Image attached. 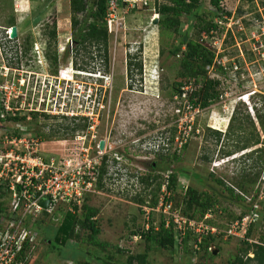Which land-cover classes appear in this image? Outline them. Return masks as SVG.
I'll return each mask as SVG.
<instances>
[{
  "label": "rangeland",
  "instance_id": "obj_1",
  "mask_svg": "<svg viewBox=\"0 0 264 264\" xmlns=\"http://www.w3.org/2000/svg\"><path fill=\"white\" fill-rule=\"evenodd\" d=\"M151 1L148 8L120 9L118 23H115L117 30L113 34L108 32L106 60L103 50L97 45L84 47L72 39L70 0H0V87L9 86L10 107L13 106V111L15 107L19 108L14 114H1L5 121L0 124L3 127L0 129V150L9 149L6 137L8 140L22 139L18 145L21 159L24 155L39 156L45 162L54 160L59 163L61 159H75L84 140L86 146L93 149L91 156L95 154L100 140H106L113 146L105 157L107 173L101 187L96 184L82 204L98 209V238L106 244L105 249L89 245V232L79 230L80 239L76 242L79 263H72L59 258L58 250L49 247L39 236L30 251L33 264H85L86 261L89 264H104L97 261L95 255L112 257L108 264H138L135 257L147 250L141 237L146 229L143 206L151 204L155 197L161 195L162 190L158 192L157 185L165 180L167 174L160 169L162 166H167L168 171L184 168L189 172L179 175L176 190L171 192L173 204L181 211L184 209L186 190L193 187L214 197L213 223L221 229L227 228L244 210L228 200L230 196L225 187L217 182L222 180L236 193H241L240 183L247 182V191L242 193L245 204L253 203L264 213V168L261 167L264 157V95L255 92V82L258 85L255 73L261 71L263 65L251 52L250 32L245 29L233 37L222 30L220 35H215L218 52H222L223 47L228 55L225 57L223 52V63H228L230 59L235 60L233 63H240V78L233 80V74L229 72L221 75L223 84L217 87V91L224 93V101L220 106L201 109L192 131L186 128L184 134L185 117L188 116L185 115L186 102L178 98L179 94L173 93L178 81L187 83L188 79L178 77L181 71L179 57L169 55L176 35L172 30L162 31L158 24L153 23L155 18L159 21L156 3L163 4L167 0ZM222 3L225 10L237 8L246 26L255 16V5L249 1L222 0ZM261 4L264 5V0ZM216 13L211 0H200V19L214 20ZM84 17L79 16L81 20ZM12 19L18 28V37L13 40L8 34ZM200 19H196V25L190 29V34L199 41L203 37L198 35L203 25H198ZM233 21L228 24L232 25ZM181 22V33H185L190 27L188 17L182 16ZM54 27L57 38L51 40L49 33ZM36 49L37 55L34 53ZM51 55H57L56 63L50 60ZM131 57L134 59L129 75ZM72 66L89 75L100 71L107 76L105 82L86 79L92 86H101L99 104L94 110L95 122L78 116L82 113L76 109H80L85 102L81 96L83 93L77 99H71L69 104L77 115L51 114L50 110L54 111L58 102L56 96L52 105L49 106L46 100L40 106L42 98L50 97V87L56 74L65 71L62 79H68ZM200 87L198 84L197 89ZM188 89L194 91L196 86L191 85ZM15 95L19 98L15 99ZM234 108L237 117L231 128L230 115ZM8 117L25 119L7 121ZM87 124L89 126L85 127ZM77 125L80 128L73 131ZM179 129L180 142L177 141ZM213 131L220 132V137ZM146 132L150 135L144 139ZM136 138L146 143L131 145ZM161 139L165 145L159 144ZM258 139L259 144L255 145ZM245 147L247 149L242 150ZM258 149L262 150L256 152ZM12 167H15V162ZM118 167L125 169L119 172L116 170ZM156 176L162 179L155 180ZM142 178L147 181L143 182ZM66 210H69L66 204L58 205L52 217H44L45 226L55 229V224L59 223L58 219ZM83 211L79 214L82 215ZM154 221L156 226L161 221L157 212L154 213ZM263 232L264 222L259 216L252 228L251 239L259 240ZM241 240L218 237L211 242L209 253L201 249L200 253L193 255L188 254L194 247L192 240L187 246L176 240L177 246L172 250L151 249L148 261L149 264H233L246 248V243ZM65 251L71 254V250Z\"/></svg>",
  "mask_w": 264,
  "mask_h": 264
},
{
  "label": "built area",
  "instance_id": "obj_2",
  "mask_svg": "<svg viewBox=\"0 0 264 264\" xmlns=\"http://www.w3.org/2000/svg\"><path fill=\"white\" fill-rule=\"evenodd\" d=\"M246 1L254 4L256 9L255 16L249 20L248 26L244 25V18L237 13V8L233 11L228 9L225 10L223 7L224 5H221V0L218 15L214 19L216 28L209 33L204 32L202 34L203 37L201 40L203 42H209L212 48L215 49L213 51L215 53V60L211 65L206 67L207 77L210 80L220 81L221 84H223L221 75H224V73H232L233 80H238L240 78V63H233L235 60L231 59L230 61L228 60V63H223L224 57H222V55L223 52L226 54V50L222 47L223 51L220 52L219 50L218 52L217 42L214 41V38L215 35H220L219 32L222 30L227 35L234 37L235 34L239 35L247 29L250 32L249 36L253 43L251 52L263 65L261 71L255 73L256 81L258 82V85L255 82V92L259 95H264V5L261 4L263 0ZM120 3L122 5H120ZM151 3V0H109L106 15L107 31L109 34H113V32L117 30L115 29V23H118L117 14L120 13V9H144L148 8ZM154 16H157V14H154ZM232 20H234L232 25H229L228 22ZM10 33L11 30L8 34ZM209 37L211 38L209 39ZM224 56L226 57L228 55L226 54ZM106 78L107 76L105 75V79ZM193 84V80H189L188 83H185L184 85L186 86L181 88L183 91L178 97L186 102L187 112L185 115L188 114V116L185 117L186 127L184 134L186 133V128L189 132L192 131L197 115L202 112L200 106L194 103L190 98L193 91H189L188 88ZM221 84H219V86H221ZM8 87L7 85L0 87L1 114H9L10 112L14 114L15 111L19 110V108L15 107V111H13V106L10 107L9 101L11 92L8 95ZM75 87L81 88L82 84L76 83ZM184 88L186 89L185 91ZM100 89L101 86H95L87 90L86 98L90 97V93L93 92L94 97L86 103L88 106L91 103L89 107H85L82 103L80 109H76L77 112L82 113L78 116L95 122L97 117H95L94 110L96 104H98L99 96L102 93ZM80 94L81 92H72L70 94L66 92L65 88L62 86H56V90H50V97L48 99H41L40 106L45 104L46 100L49 101V106L52 105L55 99L54 97L56 96L58 102L56 103L55 110H50L51 114H62L65 116L77 115L75 109L70 107L69 104L71 103V99H77L76 97L80 96ZM223 94L224 93L220 94L219 100L217 101L218 103L216 102L209 108L214 105L220 106L221 102L224 101ZM14 98L18 99L19 95H15ZM96 99H98V101ZM84 110L85 112H83ZM179 112L180 111L177 110V114H179ZM1 116L3 117L4 115ZM178 134L177 141L180 142V129L178 130ZM102 141L105 142L104 149H100L101 140L98 141L95 154L92 156L90 154L93 149L91 146L87 147L84 140L82 141L83 145L81 152L77 154L75 159H63V161L61 159L59 163H55L54 160L45 162L39 156L28 157L24 155V159H21L19 153L21 149L18 145L21 144L22 139L17 141V139L8 140L7 137L5 138V143H7L9 149L0 150V185L4 184V182L7 183L5 187L9 194L8 212L10 218H3L0 221V264H25L31 257L30 251L35 246L36 236L35 233L26 226L27 221L40 217L43 212L49 215L53 214L60 204H66L71 211L72 205L83 204L88 193L96 186L101 166L104 163L107 152L113 150V146H111L108 141ZM27 159L28 161L26 162L25 160ZM14 162L15 167L13 168L12 165ZM123 169L125 168L120 169V167H118L116 170L122 171ZM171 173V171H167L165 178L168 179ZM4 178H7V180ZM161 190V195L158 197L156 206H151L150 203H146L143 206L146 221H149L151 213L157 212L163 215L166 227H169L172 222L174 223L175 238L180 242L182 239L181 237L190 231L191 235L197 239V242L194 243V249L196 251L200 250L199 244L206 234L216 235L224 233L225 237L245 239L249 227L254 225L259 218L258 211L253 210L240 220L235 221L229 227L221 229L207 222L210 220L209 218H212L211 213H208L202 221L187 218L181 214L178 209L174 208L173 202L169 200L170 193L167 189V183L163 184ZM40 201H49L48 207L44 209L39 204ZM147 222L146 228L148 229ZM26 243L29 244V249L25 252ZM211 250L212 249L209 248V251Z\"/></svg>",
  "mask_w": 264,
  "mask_h": 264
},
{
  "label": "trees",
  "instance_id": "obj_3",
  "mask_svg": "<svg viewBox=\"0 0 264 264\" xmlns=\"http://www.w3.org/2000/svg\"><path fill=\"white\" fill-rule=\"evenodd\" d=\"M221 0H211V4L216 8L217 13L215 17L218 15L219 5ZM109 0H70V9H71V27L73 30L72 39L78 45L81 46H96L98 49L103 50L105 59L107 60L108 56V31H107V23H106V15H107V4ZM120 5H122L120 3ZM200 9V0H167L166 3L158 4L156 3L155 11L159 14L158 26L162 31L172 30L176 35L174 41L170 45V56L179 57V65L181 71L178 74L180 78H187L189 80H193L196 86V89L192 92L190 98L194 103L198 104L201 109H207L211 105L215 104L220 97V94L217 91V87L221 84L220 81L210 80L207 77L206 67L211 65L215 60V53L213 52L215 49L209 44V42H203L194 38L190 34V29L196 25L197 20L200 19L199 14ZM80 15H85L84 19L81 20L79 18ZM187 16L190 22L189 30L185 33H181V17ZM39 19L36 20V23ZM200 26V30L198 31V35H202L204 32L209 33L210 31L216 28L214 24V20L206 21L205 19H200L198 21V25ZM16 26L15 20H10L9 27ZM51 40H55L57 38V30L54 27L53 30L49 33ZM202 38V37H201ZM131 57L128 62V70L129 75L131 74V67L133 65ZM50 60L53 63H56L58 60L57 55H51ZM141 61L139 63V68L141 71ZM184 82L178 81L175 86V92L173 94H181V88L184 86ZM200 84L202 87L197 89V85ZM264 98V97H263ZM2 105L0 104V124L5 120L1 118ZM237 112L235 110L234 115L230 120V126L232 128L233 122L236 120ZM25 118H11L8 117L7 121H19ZM89 125H85L88 127ZM84 127V126H83ZM3 127L0 126V129ZM80 128V125H77L73 128V131H76ZM214 134L220 137V132L213 131ZM259 144V139L255 143ZM186 146L185 144L183 145ZM247 149V147L242 150ZM4 150H7L4 149ZM258 149L256 152H258ZM106 160V159H105ZM104 163L101 166L100 175L96 184L101 187V182L107 173L106 164ZM261 167L264 168V157L261 161ZM162 171L167 172L168 167L162 166L160 167ZM171 174L168 179L165 178L164 181H159L157 185V191H161L163 184L167 183V189L170 193L169 200L173 202L171 197V192L176 190L178 185L179 175H185L189 172L184 168H178L171 170ZM260 176V175H259ZM161 176H156L155 180H158ZM199 180L200 177L198 176ZM143 182L147 181L145 178L141 179ZM217 182L225 187V190L228 192L230 200L237 206H240L244 212L240 215L237 220H240L243 216L250 213L251 211H258V214L261 218V221L264 222V213L259 211L255 204L251 203V205L245 204V197L242 194L247 191L248 184L240 183V192L236 193L235 189L230 186H226L222 180H217ZM157 195V193H156ZM143 202V201H140ZM158 202V196L155 197L151 203V206H156ZM8 204H9V194L6 190L5 184L0 185V221L3 218H10L8 212ZM184 209L181 211L174 204V208L178 209L181 214L190 219H195L198 221H202L204 217L211 213L213 215V206L215 205L214 197L210 196L206 193H200L193 187H188L183 198ZM72 205L73 208L71 210H66L62 213L61 217L58 219L59 223L55 224V229L53 227H46L44 223V217H52L54 213L57 212V208L53 214H47L43 212L42 215L34 220H29L26 222V226L29 227L36 236V241L39 236L46 242L54 250H58L59 258L67 259L72 261V263H79L78 260V246L77 243L80 239L79 230H84L89 232V245L93 247H98L101 250H104L106 244L99 240L98 235L100 233V228L97 225L96 217L98 215V209L94 207H90L88 205ZM81 210H84L82 215L79 214ZM235 220V221H237ZM234 221V222H235ZM147 222V221H146ZM209 224L218 226L213 223L212 218L207 221ZM232 222L231 224H233ZM148 229L146 228L141 233V237L144 238L146 243V252L137 255L135 258L137 259L138 264H149V251L151 249H165L172 250L177 246V241L175 238V230L174 223L172 222L169 227H166L164 216L161 215V221L159 225L156 226L154 221V213L150 214V219L147 222ZM230 224V225H231ZM228 225V227L230 226ZM147 226V225H146ZM254 225L250 226L245 239L241 241L246 243V248L243 253L236 258L233 264H264V234L259 240L251 239V231ZM219 227V226H218ZM221 228V227H220ZM264 233V232H263ZM224 236V233L211 235L206 234L203 236L201 243L199 244L200 250L196 251L194 247L188 251V254L193 255L194 253H200L201 249L209 253V248H211V242L218 237ZM180 244L187 246V243L192 240L193 243L197 242V239L191 235V232L188 231L184 236L181 237ZM29 249V244L26 243V250ZM71 250V254H66L65 250ZM24 252V253H25ZM25 255V254H24ZM23 255V256H24ZM249 255H253L252 257ZM97 261L103 262L104 264H108L112 257L107 256L105 258L94 256ZM25 264H33L32 257ZM85 264H89V261H86Z\"/></svg>",
  "mask_w": 264,
  "mask_h": 264
},
{
  "label": "clouds",
  "instance_id": "obj_4",
  "mask_svg": "<svg viewBox=\"0 0 264 264\" xmlns=\"http://www.w3.org/2000/svg\"><path fill=\"white\" fill-rule=\"evenodd\" d=\"M34 51H35L34 53L37 55V53H38L37 49L34 50ZM71 70H72V74L68 77V79H62L63 78L62 75H63V73H65V71H63L62 73L60 71L58 74H56L55 82H54V84H52V86L50 88H51V90H56V86L58 85V86H62L63 88H65V91L69 92L70 94L72 92L73 93L81 92V93H83L82 94L83 99H85L84 100L85 102H83V104L86 105V103L88 101L92 100L93 97H94V92H93V93H90V95H91L90 97L86 98L87 90L89 88H94L95 87V85L92 86L91 84L88 83V81H86L87 77L91 78V79H94L95 82L97 83V82H100V81L101 82L102 81L105 82V80H106L105 79V75H103L100 71H97L96 73L92 74V76H91V75L87 74L86 72H84L83 70L79 69V67L76 68L75 66L74 67L72 66ZM76 83H79V84L81 83L82 87L81 88H76L75 87ZM102 85H104V84H102ZM96 100L98 101V99H96ZM90 105H91V103L89 104V106ZM235 110L231 113L230 120H231L232 116L234 115ZM159 144L160 145L161 144L165 145L164 140L161 139Z\"/></svg>",
  "mask_w": 264,
  "mask_h": 264
},
{
  "label": "water",
  "instance_id": "obj_5",
  "mask_svg": "<svg viewBox=\"0 0 264 264\" xmlns=\"http://www.w3.org/2000/svg\"><path fill=\"white\" fill-rule=\"evenodd\" d=\"M153 23L155 25L158 24V18H155ZM18 37V28L17 26H13L11 27V33H10V39H16ZM104 146H105V142L104 141H101L100 142V149H104ZM39 204L44 208L46 209L48 207V204H49V201H40Z\"/></svg>",
  "mask_w": 264,
  "mask_h": 264
},
{
  "label": "flooded vegetation",
  "instance_id": "obj_6",
  "mask_svg": "<svg viewBox=\"0 0 264 264\" xmlns=\"http://www.w3.org/2000/svg\"><path fill=\"white\" fill-rule=\"evenodd\" d=\"M76 43V42H75ZM35 44H37V43H35ZM77 44V43H76ZM45 51V50H44ZM98 104H99V102H98ZM144 130H145V128H143ZM150 132H146V133H144L143 134V136H144V139H146V138H148L149 137V134ZM142 139H140V138H136L135 140H132L131 141V145H133L134 143H139V144H141V145H143V144H145L146 143V141L145 142H142L141 141ZM142 142V143H141Z\"/></svg>",
  "mask_w": 264,
  "mask_h": 264
},
{
  "label": "bare ground",
  "instance_id": "obj_7",
  "mask_svg": "<svg viewBox=\"0 0 264 264\" xmlns=\"http://www.w3.org/2000/svg\"><path fill=\"white\" fill-rule=\"evenodd\" d=\"M92 76V75H91ZM98 77V76H97ZM130 132V131H129Z\"/></svg>",
  "mask_w": 264,
  "mask_h": 264
},
{
  "label": "crops",
  "instance_id": "obj_8",
  "mask_svg": "<svg viewBox=\"0 0 264 264\" xmlns=\"http://www.w3.org/2000/svg\"><path fill=\"white\" fill-rule=\"evenodd\" d=\"M115 61V60H114Z\"/></svg>",
  "mask_w": 264,
  "mask_h": 264
}]
</instances>
